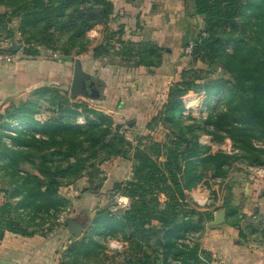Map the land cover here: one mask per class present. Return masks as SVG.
<instances>
[{
	"label": "trees",
	"instance_id": "obj_1",
	"mask_svg": "<svg viewBox=\"0 0 264 264\" xmlns=\"http://www.w3.org/2000/svg\"><path fill=\"white\" fill-rule=\"evenodd\" d=\"M185 1L203 28L192 46L195 66L182 69L147 124L148 131L167 128L164 141L147 134L134 144L127 138L128 127L120 133L121 126L108 114L50 86L42 89L44 109L38 99H30L0 113V240L6 231L33 236L56 224L68 227L61 214L71 209L60 195L61 186L86 177L85 190L96 191L105 179L100 165L121 157L134 161L131 176L114 181L108 194L129 197L130 208L120 213L108 205L98 208L86 236L77 241L70 235L60 264H90L88 258L99 250L103 254L97 238L115 233L129 242L122 264L207 263L198 244L190 249L179 242L187 232L202 231L212 218L211 212L190 208L186 190L208 178L224 179L235 163L264 165V0ZM0 6L1 34L17 38L26 57L58 50L62 59L74 61L90 50L91 40L103 29L104 45L120 42L118 54L128 64L156 67L162 62L158 44L120 39L122 29L112 27L111 0H0ZM13 20L18 21L15 29ZM100 25L104 27L98 29ZM4 47L0 54L11 52ZM198 63L218 66L222 74L200 76L206 70L197 68ZM98 86L87 97H101ZM190 91H203V118L183 114V97ZM203 136L210 143H203ZM227 211L237 218L235 209ZM93 261L117 263L105 254Z\"/></svg>",
	"mask_w": 264,
	"mask_h": 264
},
{
	"label": "crops",
	"instance_id": "obj_2",
	"mask_svg": "<svg viewBox=\"0 0 264 264\" xmlns=\"http://www.w3.org/2000/svg\"><path fill=\"white\" fill-rule=\"evenodd\" d=\"M111 1L114 4L112 27L122 29L121 40L135 42L134 30L137 19L141 18L145 28L150 26L158 29L153 37L157 42L167 41L169 44L163 46L162 62L156 67L128 64L127 59L118 54L120 42L113 41L114 46L109 48L104 43L98 44L102 47L104 55H101L102 52L96 54L94 48L97 44L91 45L90 50L78 58L84 71L91 76L87 84L92 82L93 89L100 85L101 97L91 99L87 95L78 94L76 99H82L88 102L90 107L108 114L118 126H128L127 138L135 144L136 138L151 134L147 129L148 122L165 101L168 88L180 80L182 69L188 68L183 53L192 27L189 26L191 22L188 20L187 10L188 27L185 34L181 35L174 29V16L183 0ZM149 12L152 13L148 14ZM146 19L151 21L147 23ZM13 44L17 43H10L9 48ZM43 53L41 51L38 55L26 57L21 48L5 53L12 60L0 61V113L14 104V99L19 98L20 101L38 99L44 109L47 102L42 97V89L46 86L63 92L70 89L74 61L58 58V55L48 58ZM193 93L188 92L183 101L186 98L195 100ZM41 119H45V115H41ZM79 120L85 121V118L79 117ZM109 160L120 163L121 172L119 167H116L120 176L126 173L125 177L115 181L130 178L133 160L121 157ZM126 166L129 167L128 170H122ZM236 166L244 168V172L235 171ZM197 187L206 188L211 192L214 203L207 209H198L192 203L191 194ZM85 188L81 190L82 194L87 192ZM107 195L109 196L108 193ZM120 195L122 194L116 196ZM186 195L191 209L212 214V218L205 222L204 229L200 231L198 242L200 250L205 252V256L202 253L200 256L207 260L206 264H264V176L251 172L245 164L235 163L224 179L208 178L191 190H186ZM77 197L72 198L75 200L72 202L71 213L66 218H75V213L84 208L81 204L83 201L79 199L81 197ZM77 199L79 200L76 201ZM3 201L4 195L0 192V203ZM98 208L96 205L95 209ZM228 208L235 209L236 219L233 220L228 214ZM219 209L224 210V222L210 226L209 222L214 219ZM90 210L91 205L87 211ZM71 234L69 227L62 224H56L52 231L37 232L33 236L6 231L0 240V264H60L61 254L70 241Z\"/></svg>",
	"mask_w": 264,
	"mask_h": 264
},
{
	"label": "rangeland",
	"instance_id": "obj_3",
	"mask_svg": "<svg viewBox=\"0 0 264 264\" xmlns=\"http://www.w3.org/2000/svg\"><path fill=\"white\" fill-rule=\"evenodd\" d=\"M179 6L180 7L174 16L175 19L173 20L174 29L177 31V33H179L181 35L185 34L187 27H188L187 17H186V15H187L186 11L187 10L189 13L188 14V20H189V22H191L190 23L191 25L189 24V26L192 27V29H190V31H189V36H188L189 39L187 40L186 44H184V49H185L187 45H189V44L193 45V43L195 41L194 39L196 38L197 33L199 31H201L203 28V22H202V27L199 30L197 15L193 14V7L189 1L183 0V3L179 4ZM2 12H4V9H3V7L0 6V13H2ZM151 13L152 12H149L148 14H151ZM112 19L113 18L111 16V20ZM200 20L202 21L201 18H200ZM150 21H151V19L150 20L148 19L147 23H149ZM17 22H18L17 20H13V25H11V27L13 29L16 28ZM103 27H104V25H100V26H98V29H102ZM181 29H183V31ZM102 30H101V33H99L95 38H93L91 40L92 46H94L96 44H97L96 46H99L98 44H103ZM156 30H158V29H153L150 26L148 28H145L144 27V20L141 18H138L137 23H136V30H134L135 43L146 44V45L152 44V43H155V44L159 43L158 45L162 48H163V46H166V44H169V43H167V41L157 42L156 39L153 38L155 35L154 32ZM0 34H1V32H0ZM6 36H7L6 34L0 35V48L2 46H6L4 48L9 49V45H4V44L7 41L9 43L10 40L17 43L18 45L20 44L19 49L23 47L22 43L17 38L14 37V39H13V38L6 37ZM8 49L6 51H8ZM42 52H44L43 54L44 55L46 54L45 56L48 58H52L53 55H56V56L58 55V58H61V55L59 54L60 52L58 50L53 51V52L52 51H42ZM2 54H5V53H2ZM96 54H97V52H96ZM101 55H104V52H102ZM78 57H80V56H78ZM78 57H75V58H78ZM183 57H184V61L187 62V65H186V66H188L187 69L191 70L195 66V64L194 65L191 64V55H186L185 53H183ZM67 60H70V59H67ZM70 61L73 62V60H70ZM108 61H109V58H108ZM196 67L197 68H204L206 70V71H201L199 73L200 76H203L205 78L207 76L213 78L215 76H219L220 74H222V70L218 66L210 68L207 66V64H201V63L199 64L198 63V66H196ZM187 77H189V75ZM65 92H66V94H67V92L69 93V89H67ZM193 94H194L193 96L195 97V100L191 101L190 105H192V106L189 107L188 110L186 109L185 111H183V114H184V116H187L188 114H190V115H192L193 118H203L206 114V110L204 109V106H202V103L204 100L203 91L202 92H194ZM14 100H15L14 101L15 104H18V102H20V98L14 99ZM149 131H151V137L153 139H155V140L157 139V140H161V141L165 140V133L167 132V128L160 125L156 129L149 130ZM200 140L203 143L205 141L207 142V140H209V136H203L200 138ZM213 147H214L213 149L215 150L217 148V145H214ZM242 164L244 165V163H242ZM116 167H119V171L121 172L122 167L120 166V163H117V161L108 160L107 162L102 163L100 165V168H101L102 173H103L102 176H104L105 179L103 180V186L96 191L87 190L86 193H84V194L81 193V190L83 188H85V186L88 185L86 178L80 179L79 183L77 182L76 184H73L72 186H68V185L61 186L60 195L62 197H65L68 199V202H69L68 206L70 209H72V205H73L72 202L75 200V199L73 200L72 198H76L78 196L77 198L81 197L79 199L83 201V203L81 202V204L84 205V208L81 211H78V213H75V218L78 220L79 223L83 224V229L81 230L80 234L78 236L74 235L75 238H78L77 241L80 240L83 236H86L89 233V230L91 229V227H93V225H94L93 218H94V216H95L94 214L97 210V209H95L96 205H98L99 208H103L106 205H108L110 207V209L116 213H120V210H124V209L118 208L117 205H115L117 203L116 202L117 196L109 197L107 195V193L111 189L110 187L112 186L113 182L115 180H118V178H120V177H125V175H126V173H123L120 176L119 175L120 173L116 170ZM128 168L129 167L126 166V167H123L122 170L126 171V170H128ZM235 171H237V172L243 171L244 172V168H242L240 166H236ZM100 190H102V192H100ZM75 194H78V195H75ZM79 199H77L76 201H78ZM90 205H91V210L87 211L88 207H90ZM70 213H71V210L68 211L66 216ZM53 228H55V226H53ZM92 236L96 237V233H94ZM70 238H72V236ZM151 242H152L151 243L152 246L155 247L154 239H152ZM99 253H100V250L98 251V253H96L95 257L91 256L90 258H88L86 260V262H90V264H107V261L106 262L104 261L101 263H96L95 261H93L94 258H96V259H102L103 258L104 252H103V254H100V256H99ZM108 257H110V256H108ZM124 257H125V253L122 256L118 254L117 256H111L110 258H114V260L117 261V263H115V264H122L121 262H123V260L125 259Z\"/></svg>",
	"mask_w": 264,
	"mask_h": 264
},
{
	"label": "clouds",
	"instance_id": "obj_4",
	"mask_svg": "<svg viewBox=\"0 0 264 264\" xmlns=\"http://www.w3.org/2000/svg\"><path fill=\"white\" fill-rule=\"evenodd\" d=\"M191 200L198 209H207L214 201L211 192L206 188L197 187L192 191ZM117 202L126 209L130 208V198L127 196H119ZM103 252L107 256L123 255L129 247V242L120 233L108 234L104 237L97 238ZM188 247L195 248L199 242L197 234H189L186 241Z\"/></svg>",
	"mask_w": 264,
	"mask_h": 264
},
{
	"label": "water",
	"instance_id": "obj_5",
	"mask_svg": "<svg viewBox=\"0 0 264 264\" xmlns=\"http://www.w3.org/2000/svg\"><path fill=\"white\" fill-rule=\"evenodd\" d=\"M198 19V24H199V30L202 27V21L200 20V17L197 15ZM11 51H16L19 49V45L13 44L10 48ZM97 53L102 52V47L96 46L94 48ZM90 74L86 71H84L82 67V63L80 58H76L74 60V66H73V75H72V80H71V85H70V97L71 98H76L78 94H84V95H89V89L91 88L92 82L88 85L87 82L90 81ZM225 217H224V210L219 209L215 213V217L212 221L209 222L210 226H216L220 225L224 222ZM64 222L68 225L69 229L71 232L75 235L78 236L83 229V224L79 223L76 221L75 218L72 217H67L64 219Z\"/></svg>",
	"mask_w": 264,
	"mask_h": 264
},
{
	"label": "built area",
	"instance_id": "obj_6",
	"mask_svg": "<svg viewBox=\"0 0 264 264\" xmlns=\"http://www.w3.org/2000/svg\"><path fill=\"white\" fill-rule=\"evenodd\" d=\"M192 46H193L192 44H189L184 49V53L186 55H191ZM11 60L12 59H11V57L9 55L0 54V61H5V62L7 61V62H9ZM191 101H192L191 98H186L185 101H184L185 102L184 104H186V106H184V107H186L187 110L189 109V107L192 106V105H190L191 104ZM125 129H126L125 127L121 126L120 129H119V132L120 133H124L125 132ZM221 147L225 149L227 146L226 145H222ZM247 168H248V170H250L251 172L257 174L258 176H262V177L264 176V165H255V164L254 165H247ZM120 196H124V195H120ZM116 202H117V200H116ZM116 205L120 209H126L124 206L120 205L118 202L116 203ZM68 211L69 210L62 212V214H61V220H64L65 219L66 214H67ZM189 234H197L198 235V239L200 237V232H192V231H190V232H187L186 235L183 238H180L179 239V242L185 243L184 241H186L188 239Z\"/></svg>",
	"mask_w": 264,
	"mask_h": 264
},
{
	"label": "flooded vegetation",
	"instance_id": "obj_7",
	"mask_svg": "<svg viewBox=\"0 0 264 264\" xmlns=\"http://www.w3.org/2000/svg\"><path fill=\"white\" fill-rule=\"evenodd\" d=\"M94 86H95V84H94ZM92 89H93V85H92V87H91Z\"/></svg>",
	"mask_w": 264,
	"mask_h": 264
}]
</instances>
